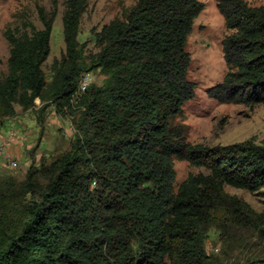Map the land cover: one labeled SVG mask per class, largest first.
I'll use <instances>...</instances> for the list:
<instances>
[{"label": "trees", "instance_id": "trees-1", "mask_svg": "<svg viewBox=\"0 0 264 264\" xmlns=\"http://www.w3.org/2000/svg\"><path fill=\"white\" fill-rule=\"evenodd\" d=\"M215 2L232 32L222 40L228 70L208 96L264 103V6ZM87 3L64 1L65 50L53 59L49 81L42 65L57 2L50 11L37 6L40 28L28 21L4 32L0 123L18 105L34 110L43 128L53 107L71 116L75 133L67 151L30 164L23 181L0 180V264H218L205 250L213 225L221 238L233 224L264 236V211L223 190L230 185L264 197V144H192L174 122L194 96L186 40L200 0H136L101 28L90 60L78 39ZM92 69L102 83L79 92ZM173 158L207 173L190 174L175 189Z\"/></svg>", "mask_w": 264, "mask_h": 264}, {"label": "rangeland", "instance_id": "rangeland-1", "mask_svg": "<svg viewBox=\"0 0 264 264\" xmlns=\"http://www.w3.org/2000/svg\"><path fill=\"white\" fill-rule=\"evenodd\" d=\"M57 2L51 37L50 52L42 65L46 81L51 79L50 65L64 52L62 13L65 0ZM250 5L264 6V0H246ZM53 0H0V77L7 72L9 44L4 36L7 29H23L24 22L40 28L37 6L46 11ZM87 7L79 22L78 39L83 58L90 60L98 51L97 34L101 28L123 12L136 0H87ZM202 9L194 18L187 36L186 50L190 54L187 78L195 83L194 96L185 101L182 111L174 117L175 123L185 126L187 141L204 146L226 145L252 139L264 144V103L249 106L241 103H220L208 96L207 90L220 82L228 66L222 54V40L232 31L227 29L215 0H200ZM89 83L100 85L104 76L97 70L85 71ZM35 101V100H34ZM37 108L40 104L36 100ZM15 114L0 123V144L7 129L14 132L5 154L0 155V180L11 177L16 182L25 179L30 164H46L70 148L75 128L69 114H58L50 107L45 112L43 128L35 121L34 110H22L15 105ZM15 160L16 166L10 161ZM175 189L188 175L207 173L202 167L173 158ZM223 190L246 202L257 213L264 211V197L259 192L224 185ZM221 234L215 225L208 231L205 250L218 264H264V236L256 229L233 224Z\"/></svg>", "mask_w": 264, "mask_h": 264}, {"label": "built area", "instance_id": "built-area-1", "mask_svg": "<svg viewBox=\"0 0 264 264\" xmlns=\"http://www.w3.org/2000/svg\"><path fill=\"white\" fill-rule=\"evenodd\" d=\"M88 83H89V76L88 74H83L80 81H79V89L78 91L79 92H83L86 90L87 86H88ZM7 136L5 139L2 140V143L0 144V155H4L5 154V148L6 146L9 144L10 142V138L13 136L14 132L12 130H8L7 131ZM16 161L15 160H12L10 161V165L11 166H16Z\"/></svg>", "mask_w": 264, "mask_h": 264}, {"label": "crops", "instance_id": "crops-1", "mask_svg": "<svg viewBox=\"0 0 264 264\" xmlns=\"http://www.w3.org/2000/svg\"><path fill=\"white\" fill-rule=\"evenodd\" d=\"M36 100H38V101H39V99H35V101H36ZM35 101H34V103H35ZM39 104H40V101H39ZM35 105H36V103H35ZM7 130H9V129H7ZM7 130H6V131H7ZM6 133H7V132H5V134H6ZM6 136H7V134H6V135H4V136L2 137V139H3V138H6Z\"/></svg>", "mask_w": 264, "mask_h": 264}]
</instances>
